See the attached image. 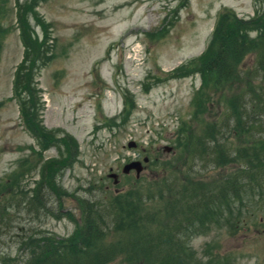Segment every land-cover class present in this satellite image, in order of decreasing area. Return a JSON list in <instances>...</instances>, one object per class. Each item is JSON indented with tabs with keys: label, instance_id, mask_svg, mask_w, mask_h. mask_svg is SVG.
Wrapping results in <instances>:
<instances>
[{
	"label": "rangeland",
	"instance_id": "374dc122",
	"mask_svg": "<svg viewBox=\"0 0 264 264\" xmlns=\"http://www.w3.org/2000/svg\"><path fill=\"white\" fill-rule=\"evenodd\" d=\"M20 13V24L26 23L36 44L31 52L36 59L27 63L21 77L36 88L31 108L38 107L39 115L32 123L51 137L44 148L24 128L13 97L15 74L25 60ZM219 17L217 35L224 39L223 32L231 31L233 38L234 32H243L253 41L239 53L230 38L227 45L235 50L238 69L224 82L221 68L202 92L203 75L192 73L211 54L201 56ZM259 28L264 29V0H0V215L8 213L5 219H12L0 237V264L9 259L22 264L19 257L26 255L29 248L25 251L23 245L30 238L36 241L32 247L47 240L72 241L87 216L83 203L106 202L132 190L144 201L142 212L158 215L160 203L177 199L174 193L183 200V192L196 189L192 183L211 192L222 186L233 167L224 169L223 159L200 151L197 139L230 112L224 92L228 100L234 96L244 101L252 91L264 94V73L256 68L259 46H264ZM219 40L212 48L224 47ZM46 56L50 59L44 63ZM256 128L264 133V118ZM231 131L228 124L226 135L234 146L254 142ZM193 140L202 157L194 154ZM132 141L138 146L129 148ZM71 149L73 166L41 186L43 164L66 158ZM147 156L150 163L139 176L135 170L123 172L126 163ZM112 172L119 175L118 184ZM260 174L261 182L264 171ZM7 175L12 179L6 180ZM260 182L259 188H248L244 200L230 192L211 212L201 211L198 219L204 226L186 240L190 248L204 259L214 254L211 264H264ZM45 184L53 185L49 193ZM40 194L52 197L49 205L57 217L40 204L29 212ZM133 227L141 224L135 221ZM110 233L116 235L107 236L108 241L122 236L119 230ZM108 264L127 263L120 258Z\"/></svg>",
	"mask_w": 264,
	"mask_h": 264
},
{
	"label": "trees",
	"instance_id": "16d2710c",
	"mask_svg": "<svg viewBox=\"0 0 264 264\" xmlns=\"http://www.w3.org/2000/svg\"><path fill=\"white\" fill-rule=\"evenodd\" d=\"M21 20V13L18 16ZM263 27V26H262ZM22 34L24 35V42L26 44L25 60L20 65L15 79V86L17 88L16 96L21 100V111L28 128L32 133H35L43 146H46L48 138H51L48 133L40 134V131L32 123V118L39 115V108L32 109V96L34 95V85L31 80L22 78L21 71L27 67L30 60L35 61L36 58L31 56V52L35 50V42L28 32L25 22L20 26ZM221 32V28H220ZM231 31L224 33V39L221 35L217 37L220 42L224 40V47L219 45L216 48H210L203 56L210 54L208 59L199 63L198 71L203 75V86L201 91L206 92L212 82L214 75L219 73L220 69H224V82L229 81L233 75L228 73L232 70L234 73L238 69L234 64L233 47L239 45V53L241 50L248 49L252 39L246 37L245 33L238 34L234 32L231 38ZM259 39L264 43V29L259 28ZM258 37V36H257ZM231 38L233 47L229 49L227 41ZM259 57L256 63V68L259 73L264 69V46H259ZM32 58V59H31ZM42 62L50 59L48 56L42 57ZM197 68L196 66H193ZM23 87V88H21ZM248 87L251 88L250 83ZM263 92V90H262ZM204 94H202L203 100ZM249 100L244 101L240 97H232L227 99L224 92V105L226 110L230 107V112L225 111L223 117L214 121L212 126L199 135L196 147L202 152H209L213 157L223 159L224 169H229L222 186L214 191H204L206 187L203 184L192 183L196 189L183 192V200L179 199L176 193V198H168L163 203H160L161 214L150 212H142L140 207L144 201L138 198L136 193L132 190L129 192H121L113 195L107 201H93V205L89 204L84 207V212L87 216L83 218V224L80 227V232L74 239L68 243L67 239L54 243L47 240L44 244H38L37 247H31V252L28 253L20 262L22 264H108L109 262L120 259L127 264H204L205 260L196 257L195 252L188 247V242L184 239L189 238L193 229L201 226L203 221L198 219V214L201 211L211 212L217 203L218 199L234 192L238 195L242 189L246 188L247 183L254 184L260 182L258 172L264 171V142H256L257 140H264V133H259L256 125L261 123L264 118V94L258 95L255 91L249 94ZM257 96L259 99H257ZM201 100V101H202ZM244 107H247L244 112ZM235 120L233 126L231 122ZM230 124L232 126V135L236 134L242 136L247 135L254 142L248 146H240L232 149L230 147V140L226 135V127ZM259 138V139H258ZM54 142V141H53ZM194 154V140L192 143ZM64 151V150H61ZM65 153V151H64ZM73 150H67V157L63 159L56 158L43 164L42 177L43 182L53 176L57 175L61 169H65L72 163ZM198 157H202L196 153ZM223 155V156H222ZM68 161H70L68 163ZM244 162L245 166L241 164ZM239 166L235 169L233 164ZM16 180V178H15ZM18 181V180H16ZM261 183V182H260ZM264 184V182H262ZM12 185V183H7ZM49 193V189L53 185L45 184ZM43 194V193H42ZM36 197V201L43 203L44 196L51 200V196L47 194ZM9 199L15 203L16 196H10ZM213 200V203L210 200ZM46 205V200L45 203ZM11 209V208H10ZM140 209V210H139ZM83 212V213H84ZM6 214L0 215V223L4 221ZM110 216V217H106ZM6 226L9 227V221L12 219H5ZM187 221L188 223L184 222ZM138 221L141 224L140 228H134L133 224ZM186 223V224H185ZM238 222H236L237 225ZM110 224L112 227L110 228ZM203 226V225H202ZM112 230L121 231V237L115 240L111 238ZM37 232V231H36ZM187 235H186V234ZM40 234L37 232L35 236ZM1 236V234H0ZM32 239H28L27 244ZM108 241V242H107ZM30 246V243H29ZM3 264H16L12 259L4 261Z\"/></svg>",
	"mask_w": 264,
	"mask_h": 264
},
{
	"label": "water",
	"instance_id": "95a60500",
	"mask_svg": "<svg viewBox=\"0 0 264 264\" xmlns=\"http://www.w3.org/2000/svg\"><path fill=\"white\" fill-rule=\"evenodd\" d=\"M137 165V163H132V164H129L127 167H126V171H128L130 168L132 167H135ZM142 170V167L141 166H138V171L140 172Z\"/></svg>",
	"mask_w": 264,
	"mask_h": 264
}]
</instances>
